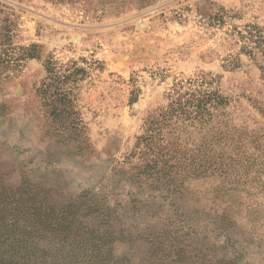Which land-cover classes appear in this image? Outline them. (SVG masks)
I'll return each mask as SVG.
<instances>
[{
    "label": "rangeland",
    "instance_id": "obj_1",
    "mask_svg": "<svg viewBox=\"0 0 264 264\" xmlns=\"http://www.w3.org/2000/svg\"><path fill=\"white\" fill-rule=\"evenodd\" d=\"M258 34L264 0H0V192L32 178L29 193L126 201L121 174L145 119L174 84L206 74L227 100L213 134L260 153L242 155L251 172L188 189L264 246V54L247 46Z\"/></svg>",
    "mask_w": 264,
    "mask_h": 264
},
{
    "label": "trees",
    "instance_id": "obj_2",
    "mask_svg": "<svg viewBox=\"0 0 264 264\" xmlns=\"http://www.w3.org/2000/svg\"><path fill=\"white\" fill-rule=\"evenodd\" d=\"M253 38L250 55L264 54V37ZM216 84L206 74L179 81L148 115L121 174L131 189L126 201L95 191L29 193L39 187L32 178L1 191L0 264H264L263 238L256 243L188 189L194 179L251 172L242 155L260 153L258 145L213 134L227 104ZM8 187L0 178V188ZM40 241L53 243L50 251ZM116 244L126 255L113 254Z\"/></svg>",
    "mask_w": 264,
    "mask_h": 264
}]
</instances>
